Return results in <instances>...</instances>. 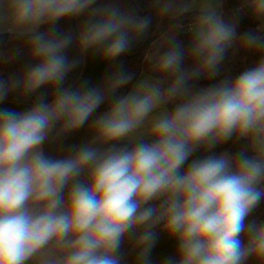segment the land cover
<instances>
[{
	"label": "clouds",
	"instance_id": "obj_1",
	"mask_svg": "<svg viewBox=\"0 0 264 264\" xmlns=\"http://www.w3.org/2000/svg\"><path fill=\"white\" fill-rule=\"evenodd\" d=\"M96 4L0 0V32L22 40L35 62L19 77L0 78V102L11 92H55L23 112L0 108V264H121L126 239L136 264H151L157 229L176 242L164 264H264V220L245 222L264 200V0H243L260 22L243 36L204 0L189 46L171 37L153 75L123 96L117 90L134 75L122 70L100 87L64 86L79 64L68 58L70 46L111 61L149 28L146 17ZM189 10L173 0L161 8L173 17ZM85 12L77 36L58 32L57 22ZM233 48L261 55L234 79L194 91V82L220 76ZM20 55L18 48L9 59ZM109 98L89 142L64 158L46 155V142L84 126ZM241 139L246 148L235 155H208L184 168L195 152Z\"/></svg>",
	"mask_w": 264,
	"mask_h": 264
},
{
	"label": "trees",
	"instance_id": "obj_2",
	"mask_svg": "<svg viewBox=\"0 0 264 264\" xmlns=\"http://www.w3.org/2000/svg\"><path fill=\"white\" fill-rule=\"evenodd\" d=\"M165 0H97L94 7L114 6L122 11L131 13L137 17H146L150 20L147 31L137 35L130 49L111 61L101 59L98 52L88 51L82 53L75 46L67 49V56L71 59H78V66L68 75L65 87L79 86L85 81L89 86L100 87L105 85L108 78L118 70H122L134 75L133 80L125 87L117 90V96L126 95L142 73L153 75L152 66L156 56L169 45L171 37L184 42L185 48L189 46L191 33L189 29L194 22L199 11H188L177 16L162 14L161 8ZM190 0H173L176 7H185ZM220 14L226 21H235L237 24V35L243 36L247 32H255L258 29L259 21L252 19L244 9L243 0H220ZM89 18V12H85L78 17H72L57 22V29L60 33H71L77 36L80 28ZM23 41L7 33H0V78L21 76L34 61L29 59L26 49L21 46ZM18 48H21V55L13 59L4 60L3 57L13 55ZM13 52V54H12ZM260 53L243 49H230L225 61L220 68V76L213 80L200 79L193 84V90H199L215 84L219 79H234L241 72L252 67L260 58ZM187 63V62H186ZM46 94V99L50 102L55 92L51 87L45 86L37 90L36 93L29 95H20L18 92H11L8 97L0 102V108H7L17 112H23L31 108L36 102V98L41 94ZM111 107V98L106 100L88 119L84 126L76 131L69 133L61 138L46 142L44 151L46 155L54 158H64L71 154L74 148L82 146L90 141V126L93 121ZM172 110V105H169ZM127 143L126 141L118 142ZM246 148V141L229 140L207 151L201 149L195 152L186 162L184 168L193 159L204 158L208 155H220L228 152L235 155L241 149ZM251 155V152H249ZM264 220V200L247 217L246 223L255 221L257 224ZM158 231V240L155 247L151 250V264H164L168 257L174 256L176 242L169 238L165 233ZM246 242V238H245ZM121 264H136V252L132 249V243L125 240L122 246ZM244 264H257L256 261L249 259Z\"/></svg>",
	"mask_w": 264,
	"mask_h": 264
},
{
	"label": "rangeland",
	"instance_id": "obj_3",
	"mask_svg": "<svg viewBox=\"0 0 264 264\" xmlns=\"http://www.w3.org/2000/svg\"><path fill=\"white\" fill-rule=\"evenodd\" d=\"M203 2H204V0H190V3L187 5L190 8L189 11H199L200 4L203 3ZM209 2H211L212 5L214 7H216L218 9V11L220 12V8H219L220 0H209ZM12 54H13V52H12ZM12 56L13 55L5 56V57H3V59L4 60H8ZM145 75H148V74L147 73H142L138 80H140Z\"/></svg>",
	"mask_w": 264,
	"mask_h": 264
},
{
	"label": "crops",
	"instance_id": "obj_4",
	"mask_svg": "<svg viewBox=\"0 0 264 264\" xmlns=\"http://www.w3.org/2000/svg\"><path fill=\"white\" fill-rule=\"evenodd\" d=\"M189 3H190V2H189ZM0 33H6V32H0ZM7 34H8V33H7ZM139 78H140V77H139ZM139 78H138V79H139ZM137 81H138V80H137ZM137 81H136V82H137ZM135 84H136V83H135ZM135 84H134V85H135ZM91 135H92V134H91V132H90V133H89V137H91Z\"/></svg>",
	"mask_w": 264,
	"mask_h": 264
}]
</instances>
